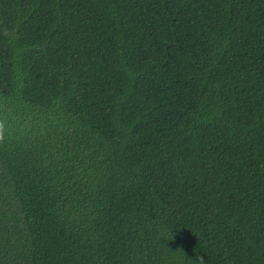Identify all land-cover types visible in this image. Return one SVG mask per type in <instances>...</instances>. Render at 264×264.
<instances>
[{
	"label": "trees",
	"instance_id": "1",
	"mask_svg": "<svg viewBox=\"0 0 264 264\" xmlns=\"http://www.w3.org/2000/svg\"><path fill=\"white\" fill-rule=\"evenodd\" d=\"M0 264H264V0H0Z\"/></svg>",
	"mask_w": 264,
	"mask_h": 264
},
{
	"label": "clouds",
	"instance_id": "2",
	"mask_svg": "<svg viewBox=\"0 0 264 264\" xmlns=\"http://www.w3.org/2000/svg\"><path fill=\"white\" fill-rule=\"evenodd\" d=\"M2 130H3V125L0 124V143H2L3 140H4V136H3ZM189 262H190V264H205L204 259L202 257H199V256L196 257V261L189 260Z\"/></svg>",
	"mask_w": 264,
	"mask_h": 264
}]
</instances>
